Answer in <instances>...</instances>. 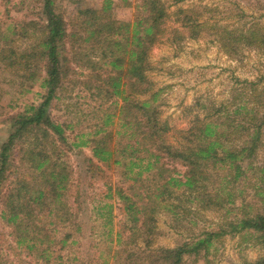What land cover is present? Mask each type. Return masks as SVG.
I'll use <instances>...</instances> for the list:
<instances>
[{"label":"trees","instance_id":"trees-1","mask_svg":"<svg viewBox=\"0 0 264 264\" xmlns=\"http://www.w3.org/2000/svg\"><path fill=\"white\" fill-rule=\"evenodd\" d=\"M41 1L42 17L28 21L27 25L39 34L37 47L41 50L35 55V66L40 70V62L45 59L46 76L42 86L48 88V93L42 103L16 116L14 130L1 146L0 192L13 165L15 146L18 140L25 139L27 144H33L24 150L29 160L28 169L33 178L36 174L41 181L36 184L32 179L16 177L2 196L4 209L1 216L15 228L17 244H26L29 251L38 249L39 258L48 264L54 253L59 259L62 257L61 251L71 239L72 245L78 242L74 233L68 231L58 241L61 244L59 248H53L57 243L58 230L50 227L56 225L57 220L66 222L72 216L68 208L63 210V196L71 179L66 164L59 160L60 155L57 154V159L53 160L48 148L40 146L47 140L52 146L57 142H68L67 128L70 125L55 121L48 113V107L52 99L58 97L56 92L62 81L64 64L61 62V50L67 44V38L78 40L82 35L75 30L68 31L64 14L58 9V0ZM113 5L114 0H104L100 9L79 11L82 18L80 26L85 25L86 32L83 41L95 43L94 50L102 46L97 62L91 59L90 54L86 55V60L80 54V60L88 62L90 67L96 64L101 67L102 64V67L109 68L105 86H92L87 82V87L95 88L99 95L104 93L108 99H118L111 102L114 108L109 109L110 112H104L102 125L95 133H90L92 138L71 144L74 147L89 146L93 159L108 167L118 165L124 168L122 175L132 183L133 193L122 187L114 189L110 184L105 194L106 198L118 194L124 200V210L133 222L129 228L130 235L126 236L122 230L115 231L112 203H101L97 207L98 214L106 216V225L110 226L103 234L112 245L114 240L117 242L109 247V260L106 262L200 264L203 260V264H213L211 248L225 235L245 232L254 236L258 243H264V85L259 88L257 82H250L254 88L248 97H242L240 103L217 105L209 116L197 117L195 125L186 132L190 140L180 145L170 143L167 140L170 126L160 120L158 105L155 104L159 92H154L150 99L135 98L152 86L146 74V57L148 47L157 39L167 15L166 2L141 0L136 4L132 21L116 18L112 12ZM181 12L186 14V20L180 29L186 33H179V37L184 34L197 36L210 27L214 34L216 32L217 42L232 55L239 53L244 46L264 51L263 26L258 29L249 27L244 32L241 28L240 33L235 34L234 28L193 21L186 9ZM0 39L3 41L0 43V62L5 68L24 74L34 70L31 56L19 54L1 31ZM26 52L32 54L28 50ZM37 76L38 72L31 71L28 80L33 81ZM115 122L126 128L123 134L127 135L126 142L119 140L112 144L120 134L111 127ZM31 136L32 142L29 141ZM52 148L56 152L60 147ZM12 172L18 174L19 166L16 165ZM138 182L141 186L137 187ZM176 200L177 203L174 202ZM162 202H166L172 211L173 207L180 209V216H185L189 210L186 203L196 204L197 214L201 210L220 211L217 228L205 229L193 239L174 247H155L151 239L156 229L155 211ZM43 211L45 214H40ZM62 211L68 214L66 218ZM46 218L49 225L44 226ZM77 231H81V227ZM40 233L42 236L38 235ZM94 235L97 237V232L92 233L95 240ZM139 237L145 238L143 245L137 241ZM94 243V246L99 244ZM241 264H264V255Z\"/></svg>","mask_w":264,"mask_h":264},{"label":"rangeland","instance_id":"rangeland-1","mask_svg":"<svg viewBox=\"0 0 264 264\" xmlns=\"http://www.w3.org/2000/svg\"><path fill=\"white\" fill-rule=\"evenodd\" d=\"M103 1H57L58 9L64 14L68 23V31H78L82 37L78 40L67 38L65 49L61 50L63 55L61 62L64 64L62 81L60 89L56 92L58 97L52 99L48 107V113L55 121L70 125L67 128L68 142H57L56 146H52L47 140L40 147H47L53 160L57 159V154L60 155L59 160L66 164L71 179V184L63 196L65 202L63 210L68 208L72 216L66 222L57 220V224L50 227L51 229L57 227L58 230L55 237L57 243L53 244V248H59L61 244L58 241L68 231L74 233V238L78 242L72 245L71 239L61 251L62 257L59 259L57 253H54L48 264L110 263L106 262L109 260L107 252L109 247L115 246L117 242L114 240L112 245L107 235L103 234L110 226L106 225V216L98 214L97 207L105 202L114 206L115 231H125L127 236L130 235V225H133L124 210V200L119 198L118 194H114L111 198L105 197L106 189L110 184L114 189L122 187L133 193L132 183L122 175L124 168L118 165L108 167L93 159L89 146L71 145L76 140L92 138L90 133H95V130L102 125L104 112H110L114 108L111 102L118 99V97L108 99L104 93L99 95L95 88L87 87V82L92 86L94 84L105 86L109 68L102 67V64L101 67L99 64L90 67L88 62L80 60V54L85 60L86 55L90 54L91 59L97 62L102 46L99 45V49L94 50L92 47L95 43L83 41L86 32L85 25L80 26L82 18L79 11L85 8L100 9ZM163 1L166 2L167 15L161 23L157 39L149 45L146 57V74L152 86L149 90L138 93L135 98L150 99L154 92H159L155 104L158 105L160 120L166 121L170 126L167 140L180 145L190 140L186 132L191 125H195L197 117L209 116L221 103H240L242 97H248L251 89L254 88L250 83L252 81L257 82L259 88L264 85V51L244 46L240 48L239 53L232 55L217 42L216 32L214 34V30L210 27L197 36L184 34L183 37H179V33H186L180 29L186 20V14L181 10L186 9L193 21L228 26L234 28L235 34H239L241 28L242 32L249 27L258 29L263 26L264 30V0ZM140 2L141 0H114L113 15L120 20L132 21L136 14V4ZM41 11V0H0V31L12 41V47L19 54L31 56L34 70L29 72H38L36 79L30 81L29 72L28 74L22 71L15 72L5 68L4 63L0 62V150L14 130L16 116L24 113L31 106L42 103L48 93V88L42 86L43 78L46 76L45 59L40 62V70L35 66L37 63L35 55L41 50L37 47L40 41L39 34L34 33L27 25L28 21L41 18ZM257 23L259 24L256 25ZM0 43H3L1 39ZM111 127L120 131L112 144L119 140L127 141V135L123 136L125 127L117 122ZM80 134L83 136L80 137ZM29 141H33V136ZM27 147H33V144H27L25 139L18 140L13 151V165L0 192V264L11 262L47 264L45 260L39 258L38 249L29 251L26 244L23 246L17 244L15 228L1 216L4 209L2 196L16 177L32 179L36 184L41 181L36 174L33 178L28 169L29 160L24 154ZM52 147L60 148L53 152ZM16 165L19 166L18 174L12 172ZM136 186H141V183L138 182ZM135 191L139 192V189L135 188ZM160 205L155 211L156 229L151 238L155 247H174L189 241L205 229H216L220 220V211L201 210L197 214L196 204H185L189 209L185 216H180L181 210L175 207L172 211L166 202ZM62 214L64 218L68 215L66 211H62ZM48 221V218L44 219L46 224L44 226L49 225ZM78 227H81L79 232ZM94 232H97V237L94 235L96 241L92 236ZM38 235L42 236V233ZM144 240L145 238L141 237L137 239L140 245H143ZM93 243L99 244L94 246ZM263 255L264 243H258L254 236L245 232L225 235L216 240L211 248L213 264H241L244 261L256 260ZM200 264H203V260Z\"/></svg>","mask_w":264,"mask_h":264}]
</instances>
